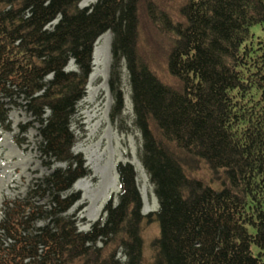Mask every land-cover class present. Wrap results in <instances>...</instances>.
<instances>
[{"label":"trees","instance_id":"1","mask_svg":"<svg viewBox=\"0 0 264 264\" xmlns=\"http://www.w3.org/2000/svg\"><path fill=\"white\" fill-rule=\"evenodd\" d=\"M81 1L0 0V125L20 97L42 157L65 164L4 201L0 264H264V0ZM106 31L115 106L124 67L158 209L140 213L119 163L115 200L80 231L67 211L86 169L69 127Z\"/></svg>","mask_w":264,"mask_h":264},{"label":"rangeland","instance_id":"2","mask_svg":"<svg viewBox=\"0 0 264 264\" xmlns=\"http://www.w3.org/2000/svg\"><path fill=\"white\" fill-rule=\"evenodd\" d=\"M82 1L79 3L80 7L96 0H88V3ZM111 40L112 33L106 31L94 43L91 72L69 127L76 140L71 150L74 155L81 156L86 169L85 175L71 188L78 199L67 211L80 231H87L100 219L108 199L113 197V201L115 200L114 197L119 192V179L118 189L115 191L112 189V167L114 165L116 169L119 163L130 164L136 174V185L142 202L140 213L147 215L158 209L153 185L140 161L141 134L133 123L129 76L124 67L117 80L121 105L119 108L115 106V91L110 83L113 80L110 74ZM72 64L68 62L64 70H74L75 66ZM91 74H94L92 79ZM14 98L15 104H8L7 126L0 125V219L5 200L23 199L31 184L49 174L55 166L65 165L48 164L47 159L42 157L38 149L39 123L26 110L20 97ZM88 115L95 116L89 118ZM136 161L140 162L142 171L136 167ZM101 202L103 205L99 212ZM42 223L39 220L36 225ZM157 234L156 221L144 225L142 235L145 255L149 253V240ZM146 257L149 258V255Z\"/></svg>","mask_w":264,"mask_h":264},{"label":"bare ground","instance_id":"3","mask_svg":"<svg viewBox=\"0 0 264 264\" xmlns=\"http://www.w3.org/2000/svg\"><path fill=\"white\" fill-rule=\"evenodd\" d=\"M85 2H87L88 3V0H83L82 1V3H85ZM81 3V2H80ZM99 38V37H98ZM95 43H97V41H95ZM93 75L94 74H91L90 75V79H92L93 78ZM94 116L95 115H88L87 117H89V118H94ZM87 151V150H86ZM136 167L137 168H139L141 171H142V166H141V164H140V162L139 161H136ZM112 175H113V177L112 178H114V185H113V187H112V189H114L115 191L118 189V177H117V172H116V169H115V166L113 165V167H112ZM106 198V197H105ZM104 198V199H105ZM102 205H103V202H101V204H100V206H99V212L101 211V209H102Z\"/></svg>","mask_w":264,"mask_h":264},{"label":"water","instance_id":"4","mask_svg":"<svg viewBox=\"0 0 264 264\" xmlns=\"http://www.w3.org/2000/svg\"><path fill=\"white\" fill-rule=\"evenodd\" d=\"M55 22H56V21H55ZM55 22H54V23H55Z\"/></svg>","mask_w":264,"mask_h":264}]
</instances>
